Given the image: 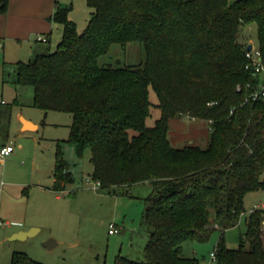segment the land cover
Returning <instances> with one entry per match:
<instances>
[{"label":"trees","instance_id":"16d2710c","mask_svg":"<svg viewBox=\"0 0 264 264\" xmlns=\"http://www.w3.org/2000/svg\"><path fill=\"white\" fill-rule=\"evenodd\" d=\"M87 4L89 21L79 31L73 6L57 1L53 20L62 37L54 51L15 63L13 82L33 86V106L72 114L69 137L56 141L52 189L66 190L72 180L63 144L79 157L89 148L88 176L99 189L120 195L139 184L151 188L141 221L148 233L144 258L118 254L115 264H200L182 254L183 243L236 226L246 195L264 189V99L245 100L244 85L254 77L246 68L247 42L239 40L241 28L255 24L264 62V0ZM6 9L7 0H0V12ZM133 41L145 51L140 63H99L113 44ZM152 106L161 114L149 126ZM182 115L208 121L206 147L172 146L169 120ZM263 224L262 209L249 211L239 247L221 239L215 263L264 264ZM11 264L44 263L15 251Z\"/></svg>","mask_w":264,"mask_h":264},{"label":"rangeland","instance_id":"374dc122","mask_svg":"<svg viewBox=\"0 0 264 264\" xmlns=\"http://www.w3.org/2000/svg\"><path fill=\"white\" fill-rule=\"evenodd\" d=\"M60 1L73 5L70 15L78 30L83 31L91 12L87 0ZM51 34L48 44L38 41L36 48L33 39L38 35L33 37L32 43H24L21 49L16 42H7L0 49V101L10 104L0 103V143L8 137L14 147L0 164V181L6 183L0 191V264H11L15 251L24 252L44 264H115L118 254L142 260L148 233L141 221L145 198L151 193L149 184L131 187L130 194L96 190L86 182L93 169L89 148L79 157L72 145L64 143L62 150L72 180L65 191L48 189L53 185L56 141L69 137L72 114L57 110L45 112L33 106V86H16L13 71L7 68L3 75L1 66L9 58L26 62L33 58L35 49L46 53L54 51L62 37V25L54 23ZM239 40L257 45L256 25L243 26ZM0 42L4 44V39ZM11 45L16 51L9 54ZM144 59L143 46L133 41L125 47L113 44L99 58V63L124 66L138 64ZM150 99L153 103L158 100L153 89ZM20 114L37 122L39 129L23 132ZM160 114V109L152 106L147 125L153 126ZM169 126L168 139L176 148L191 143L206 147L209 141V124L205 119L182 115L170 118ZM55 194L61 198L56 199ZM259 204H264V189L246 195V212L236 226L225 231L216 228L205 241L184 242L182 254L198 258L200 264H216L212 255L218 242L222 239L227 247H239L240 238L247 231L249 211ZM111 223L121 230L109 233ZM30 225L38 228L35 234L25 239H13V230ZM49 238L57 243L51 249L45 246Z\"/></svg>","mask_w":264,"mask_h":264},{"label":"crops","instance_id":"0c3cea01","mask_svg":"<svg viewBox=\"0 0 264 264\" xmlns=\"http://www.w3.org/2000/svg\"><path fill=\"white\" fill-rule=\"evenodd\" d=\"M57 1L61 2L60 0H7L6 11L0 12V39H4V44L0 42V49H3L4 46H6L7 42H16L15 44L21 49L23 46H25L23 45L24 43H28V44L32 43L33 37L40 34L45 35L47 37L48 41L44 43L48 44L51 41V35H52L51 33L54 27V23H56L53 20V13ZM62 3L69 4L68 2H62ZM70 18L72 19L71 15ZM33 40L35 47V44L38 42L37 37L34 38ZM42 49H44V46H42ZM9 51H10L9 54H11L14 51H16V48H14L11 45V49ZM40 52H44V51H40V50L36 51V49L33 50V57ZM9 59H10L9 61H4L3 65L1 66V71L3 75L7 70V68L11 69L14 75L15 73L14 71L16 69L15 63L20 61V60L15 61L13 60L14 58H9ZM0 103H2V101H0ZM19 118L22 122L20 128L23 132L35 131L38 130L40 127V125L37 122H35L31 118L24 116L23 114H20ZM8 143L10 144L11 142L7 137L5 141L0 143V146ZM53 183H54V176H53ZM33 184L39 185L38 183L37 184L33 183ZM5 185H6L5 182L3 185L0 184V191L4 188ZM52 186L49 187L48 189L55 192L56 190L52 189ZM55 197L56 199L61 198L59 194H55ZM37 231L38 228L36 226L30 225L27 228H17L13 230L12 235H13V239H20L17 238L19 234H22L24 232H31L33 235Z\"/></svg>","mask_w":264,"mask_h":264},{"label":"built area","instance_id":"2783aa9c","mask_svg":"<svg viewBox=\"0 0 264 264\" xmlns=\"http://www.w3.org/2000/svg\"><path fill=\"white\" fill-rule=\"evenodd\" d=\"M38 41L47 42V37L45 35H38L37 36ZM249 43H252V49L248 50L247 46ZM244 55L247 59L246 68L250 70L254 77L253 82H247L244 85V89L247 92V95L245 97V100L247 101H257L260 99H264V62L262 60V53L261 50L257 45H254L253 42H247L244 45ZM240 89V86L238 87ZM14 151L13 145L10 143L1 145L0 146V164L2 163L3 159L10 155ZM86 182L90 184L94 189H99L100 182L95 181L91 178V176L86 177ZM1 185L4 184V181L1 180ZM262 209L263 211V222H264V204L262 205H256L254 208H252L250 211H253L254 209ZM121 230V227H119L116 224L111 223L109 228V233L114 234ZM212 258L215 259V253H213Z\"/></svg>","mask_w":264,"mask_h":264},{"label":"water","instance_id":"95a60500","mask_svg":"<svg viewBox=\"0 0 264 264\" xmlns=\"http://www.w3.org/2000/svg\"><path fill=\"white\" fill-rule=\"evenodd\" d=\"M247 49H248V50L252 49V43H249V44H248ZM31 235H32L31 232H24V233H22V234H19V235L17 236V238L24 239V238H27V237H29V236H31ZM55 245H56V241H55L53 238H49L47 241H45V246H46L48 249L53 248Z\"/></svg>","mask_w":264,"mask_h":264}]
</instances>
